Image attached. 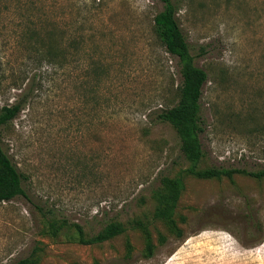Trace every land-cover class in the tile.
Instances as JSON below:
<instances>
[{
    "label": "rangeland",
    "instance_id": "rangeland-1",
    "mask_svg": "<svg viewBox=\"0 0 264 264\" xmlns=\"http://www.w3.org/2000/svg\"><path fill=\"white\" fill-rule=\"evenodd\" d=\"M175 1L194 63L208 73L200 167L263 170L264 0ZM18 2H0V110L23 104L2 145L25 195L0 202V264H264V177L184 172L180 139L159 118L181 84L179 60L155 31L164 3ZM180 174L178 235L153 213L161 178ZM138 218L153 222L152 256ZM110 221L127 230L102 243L72 237L75 224L92 236Z\"/></svg>",
    "mask_w": 264,
    "mask_h": 264
},
{
    "label": "trees",
    "instance_id": "trees-1",
    "mask_svg": "<svg viewBox=\"0 0 264 264\" xmlns=\"http://www.w3.org/2000/svg\"><path fill=\"white\" fill-rule=\"evenodd\" d=\"M16 1L18 2L19 0ZM161 1L164 3V8L154 17L155 31L167 51L179 60L181 84L178 103L162 110L159 118L168 122L175 129L180 139V149L184 157L190 162L184 172L206 179L228 177L232 182H234V174L236 172L248 173L258 178L264 177V169L259 172H247L241 169L214 166L208 168L200 167V163L205 156L201 141V134L204 131L201 98L204 85L208 81V73L194 63L190 44L179 23V4L175 0ZM18 3L21 4V2ZM54 49V45L50 44L47 45V49L44 51L45 58L50 64L55 61L56 53ZM22 109L23 104L17 102L5 105L0 110V202L10 201L19 195H25L23 174L2 145L3 127L15 119ZM184 188L185 184L182 174L175 177L165 175L161 178V185L154 191L156 205L153 219L163 221L172 232H176L178 235L182 234V229L176 219V210ZM181 220L186 222V216L182 215ZM152 223L149 218H138L133 221L134 227L144 230L147 235V256L154 254V246L151 242L149 231V226ZM60 226L52 221L47 225L48 232L56 236L58 229L61 228ZM73 228L76 232L72 236L73 239L84 244L102 243L127 230V226L121 221L108 222L97 234L92 236H88L79 224H75ZM161 239L164 242L166 237L161 235ZM131 250L132 247L128 243V254L131 253ZM16 264H38V259L25 258Z\"/></svg>",
    "mask_w": 264,
    "mask_h": 264
}]
</instances>
